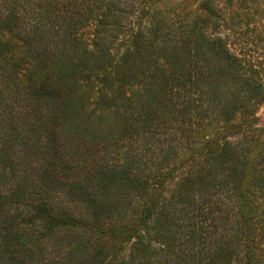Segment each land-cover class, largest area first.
<instances>
[{
	"label": "trees",
	"instance_id": "16d2710c",
	"mask_svg": "<svg viewBox=\"0 0 264 264\" xmlns=\"http://www.w3.org/2000/svg\"><path fill=\"white\" fill-rule=\"evenodd\" d=\"M165 1L0 0V264H264L263 71Z\"/></svg>",
	"mask_w": 264,
	"mask_h": 264
},
{
	"label": "rangeland",
	"instance_id": "374dc122",
	"mask_svg": "<svg viewBox=\"0 0 264 264\" xmlns=\"http://www.w3.org/2000/svg\"><path fill=\"white\" fill-rule=\"evenodd\" d=\"M167 5L174 10H184L195 4L194 0H166ZM221 6L227 12L228 26L224 29L230 46L235 52L246 56L247 60L260 66L264 74V0H233L232 5ZM224 35V34H223ZM254 128L261 129L256 138L259 145H264V104L258 107ZM244 117L239 116L238 123H244Z\"/></svg>",
	"mask_w": 264,
	"mask_h": 264
}]
</instances>
